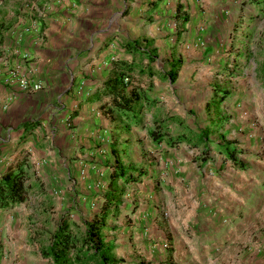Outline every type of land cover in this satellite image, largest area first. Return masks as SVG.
<instances>
[{
  "label": "crops",
  "instance_id": "0c3cea01",
  "mask_svg": "<svg viewBox=\"0 0 264 264\" xmlns=\"http://www.w3.org/2000/svg\"><path fill=\"white\" fill-rule=\"evenodd\" d=\"M3 1L4 17L11 19L14 0L7 7ZM197 2L202 12L213 9L212 0H37L44 15L37 16L36 31L24 35L22 45L30 58L24 68L42 87L22 91L0 77V158L8 160H0V173L23 157L26 194L31 178L50 191H79L65 204L77 210L78 223L105 208L110 190L122 189L116 212L124 216L125 184L111 181L120 165L142 166L143 176L131 184L147 178L151 188L159 185L167 194L168 182L175 191L186 183L185 193L197 186L209 190V161L198 165L194 149L201 145L192 143L200 132L208 131V140L216 134L210 131L220 104L213 108L209 99L222 88L229 94L219 77L232 53L216 41L218 23L191 19ZM33 10L31 2L21 13L24 25ZM197 38L203 46L195 44ZM132 40L135 48L125 46ZM131 89L137 96L124 106ZM198 114L206 119L197 121ZM158 123L168 135L184 133L185 139L172 147L152 141L148 131ZM189 174L192 184L186 182ZM14 207L0 210V216ZM108 210L105 229L112 230L113 205ZM3 258L0 251V264Z\"/></svg>",
  "mask_w": 264,
  "mask_h": 264
},
{
  "label": "rangeland",
  "instance_id": "374dc122",
  "mask_svg": "<svg viewBox=\"0 0 264 264\" xmlns=\"http://www.w3.org/2000/svg\"><path fill=\"white\" fill-rule=\"evenodd\" d=\"M4 1L6 7L11 4ZM212 1L210 11L199 10L198 2L190 11L196 22L218 23L216 41L227 45L224 53L228 49L232 53L223 62L229 70L219 77L229 94L216 114L220 121L211 124L210 134L217 131L209 140V162L204 168L214 175L207 184L212 190L197 186L185 193L186 183L175 191L168 182L167 194L159 185L151 188L147 178L140 184L126 183L124 216L113 213L112 230L102 232L112 239V252L123 259L122 264H264V13H260L264 0ZM31 2L37 10L26 15L24 25L21 13ZM36 2L14 0L11 19L4 17L5 6H0V77L5 84L7 76L27 73L24 66L30 58L22 41L36 31L37 16L44 15ZM196 116L197 121L206 119ZM224 136L244 169L234 167L217 150V145H224ZM194 151L199 155L200 149ZM6 158L1 157V162ZM182 166L188 170L186 162ZM189 177L186 182L191 183ZM28 183L22 204L0 216L3 264H49L39 255V247L47 242L57 219L64 213L70 220L78 219L77 210L65 204L79 191L53 192L40 179ZM74 225L75 231L82 230L80 223Z\"/></svg>",
  "mask_w": 264,
  "mask_h": 264
},
{
  "label": "trees",
  "instance_id": "16d2710c",
  "mask_svg": "<svg viewBox=\"0 0 264 264\" xmlns=\"http://www.w3.org/2000/svg\"><path fill=\"white\" fill-rule=\"evenodd\" d=\"M260 13H264V7L260 8ZM183 20H186L183 17ZM125 46L135 48V41H125ZM176 67H172V69ZM229 73V72H228ZM172 78V75L170 76ZM129 97L123 98L121 104L127 106L129 98L137 96V92L131 89ZM228 95L226 89L216 90L210 97L209 103L213 108L223 101ZM219 122L220 119L218 118ZM208 131L200 132V135L192 143V146L201 145L200 153L196 156L198 165L202 166L208 160L209 140ZM149 137L154 142L165 140L167 146H176L185 139L184 133L168 135L166 125L156 124L148 131ZM229 142L224 145H217V150L229 159L231 164L244 169L245 164L235 157L233 149H228ZM219 144V143H218ZM24 158L16 160L13 164H8L0 173V210L8 209L24 201L26 195V176L23 169ZM142 166L123 167L118 166L112 172L111 181L121 180L122 183L137 182L143 176ZM122 189L110 190L104 196L105 208H101L98 215L90 220H81L82 230L77 232L73 229L75 226L69 219L67 213L61 214L57 219L55 227L47 238V242L39 247V254L42 258L48 260L49 264H122L123 259L116 257L112 252V245L105 241L102 232L105 229V219L108 212V206L113 205V213L117 210L120 202ZM142 264V263H141Z\"/></svg>",
  "mask_w": 264,
  "mask_h": 264
},
{
  "label": "built area",
  "instance_id": "2783aa9c",
  "mask_svg": "<svg viewBox=\"0 0 264 264\" xmlns=\"http://www.w3.org/2000/svg\"><path fill=\"white\" fill-rule=\"evenodd\" d=\"M196 45L198 46H203L204 45V41L200 38L196 39L195 42ZM7 84L11 85V84H16V86L18 87L19 90L22 91H29V92H35L41 89L42 85L39 81L34 80L29 74L25 73L22 74L18 77H13V76H7L4 80ZM123 81H128V77H124ZM82 174V172H81ZM53 192H56L53 191Z\"/></svg>",
  "mask_w": 264,
  "mask_h": 264
}]
</instances>
